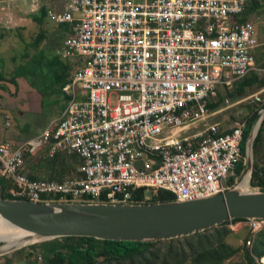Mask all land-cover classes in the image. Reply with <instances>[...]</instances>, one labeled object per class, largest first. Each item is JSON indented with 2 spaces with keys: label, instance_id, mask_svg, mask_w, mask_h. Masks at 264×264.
I'll return each mask as SVG.
<instances>
[{
  "label": "built area",
  "instance_id": "obj_1",
  "mask_svg": "<svg viewBox=\"0 0 264 264\" xmlns=\"http://www.w3.org/2000/svg\"><path fill=\"white\" fill-rule=\"evenodd\" d=\"M17 1L69 24L57 55L71 59V71L59 115L27 140L0 144V177L14 195L132 202L144 188L188 201L240 180L246 113L229 127L208 118L242 102L262 109L264 88L210 109L220 88L231 92L251 70L264 73L255 65V22L242 20L252 0H0ZM56 156L73 164L60 179H34L24 168ZM242 221L252 245L264 219Z\"/></svg>",
  "mask_w": 264,
  "mask_h": 264
},
{
  "label": "trees",
  "instance_id": "obj_2",
  "mask_svg": "<svg viewBox=\"0 0 264 264\" xmlns=\"http://www.w3.org/2000/svg\"><path fill=\"white\" fill-rule=\"evenodd\" d=\"M255 7H258L259 12L264 9V0H252L247 6L242 20H247L250 11ZM34 12L30 14V17L38 27L37 35L28 41L19 33V38L24 41L25 45L20 61L14 68L10 80L11 83L15 84V78L18 76L35 78L44 77L45 74L51 75L54 79V88L51 93L63 98L62 108L68 98L62 91V86L70 76L71 67L60 55L45 57L44 51L39 48V43L46 40L50 32V28L45 27L47 18L45 6L41 5ZM69 28L68 23L56 24V32L60 37L63 35L65 37ZM4 77L5 63L0 53V79ZM263 86L264 73L251 70L244 77L235 81V88L231 92H227V95L234 101L250 94H247L248 91L257 90ZM219 102L220 98L216 102L210 103V109L217 108ZM258 107L246 104L245 116L248 122L244 132L245 137L257 116ZM74 160L76 161V157ZM38 165L45 175L40 177L35 173H40V171L36 170L29 174L31 178L60 179L64 173L70 174L73 169L70 162L61 156L43 159ZM244 169L245 152L243 146L241 147V160L236 167V173L241 174ZM229 180L233 181V177L231 176ZM250 184L264 188V118L253 140V167ZM0 185L3 197L24 198L11 192L14 185L9 180L0 177ZM145 194L144 188H137L132 191L131 201L156 202L173 200L174 198L173 194L165 189L150 190L149 198H146ZM54 199L58 200V197ZM98 201H107V199L100 198ZM239 220H245V218H234L201 232L155 242L64 236L34 243L13 252H24L25 257H30L37 245H44L49 251L47 258H45L46 264H259L257 259L264 256V228L257 232L252 245L245 243L249 236L248 230L242 239V243L236 244L232 239L238 235L237 230L231 229L229 224ZM237 254L240 256L239 260L235 259Z\"/></svg>",
  "mask_w": 264,
  "mask_h": 264
},
{
  "label": "water",
  "instance_id": "obj_3",
  "mask_svg": "<svg viewBox=\"0 0 264 264\" xmlns=\"http://www.w3.org/2000/svg\"><path fill=\"white\" fill-rule=\"evenodd\" d=\"M264 118L257 114L244 146L245 169L240 180L224 192L188 201L156 202L72 201L8 198L1 194L0 217L27 232L25 245H5L0 256L24 246L64 236L155 242L201 232L234 218L264 219V188L250 184L253 140ZM247 176L246 185L241 182Z\"/></svg>",
  "mask_w": 264,
  "mask_h": 264
},
{
  "label": "rangeland",
  "instance_id": "obj_4",
  "mask_svg": "<svg viewBox=\"0 0 264 264\" xmlns=\"http://www.w3.org/2000/svg\"><path fill=\"white\" fill-rule=\"evenodd\" d=\"M261 11H264V9ZM32 13L35 12L30 10L28 3L21 1L8 4L0 2V53L5 63V77L0 79V84L4 87L2 92H0V135L7 137L13 136L17 141L21 140L20 136L24 137L39 134L52 117L54 118L59 115L61 105L64 103L60 95L57 96V94L51 93V90L54 88V79L51 75L45 74L44 77L35 78L18 76L20 78L19 82L17 78H15V81L19 89H15L13 87L14 85L11 83L10 77L13 74L14 68L20 61V56L25 45L23 43L24 41L19 38V33L29 41L31 38L35 37L38 32L37 25L30 17ZM261 18H264V16H261ZM45 27H49L50 32L47 39L39 43V48L44 51L45 57L50 58L52 55H56L57 51L60 50L64 35L61 37L59 36L56 32V24L49 18H46ZM258 29L264 32V27L257 26V30ZM254 58L256 66L260 64L264 65V52H256ZM28 83L30 85H28ZM29 86L33 87L41 94V102L36 101L31 104L28 93L32 89ZM260 89L248 91L247 94L256 92ZM262 95L264 97V90ZM226 97H228L227 91L225 88H221L218 98H220L219 104L222 107H225L227 104L224 102ZM21 103L26 105L25 108L21 107ZM8 106L12 107V109H8ZM243 107L246 109L245 102L239 105L226 107L222 111L210 116L208 121H219L221 124H226L225 126L229 127L234 116L244 112ZM3 114H8L9 118H6ZM6 122H8V125H6ZM201 126L203 127V125H200V127ZM243 146H245L244 143L242 144V147ZM70 164L73 167L72 162ZM242 175L243 173L240 178ZM149 195V192L146 191V198H149ZM246 232L247 227L237 231L238 235L234 236L232 239L233 242L241 244ZM48 254L49 251L45 246L39 244L33 250L32 256L30 257H25L24 252L13 251L1 255L0 264H46L45 258H47ZM239 258L240 256L237 254L235 259L239 260Z\"/></svg>",
  "mask_w": 264,
  "mask_h": 264
},
{
  "label": "crops",
  "instance_id": "obj_5",
  "mask_svg": "<svg viewBox=\"0 0 264 264\" xmlns=\"http://www.w3.org/2000/svg\"><path fill=\"white\" fill-rule=\"evenodd\" d=\"M249 5V4H248ZM247 5V6H248ZM247 9V8H246ZM262 12H264V11H261L260 10V12H259V10H258V7H255L254 9H252L251 11H250V14H249V17H248V19L247 20H252V21H254L255 22V28H256V39H257V43H258V45L254 48V54L257 52H264V32L260 29H258L257 30V26H261V27H264V26H262L261 24H259V23H257V17H260L261 18V16H264V13H262ZM263 14V15H262ZM244 16V15H243ZM69 65H70V63H71V59H64ZM263 62H264V59H263ZM256 67H258V68H264V65H262V66H256ZM17 78V80H18V82H19V77H16ZM14 86V88L15 89H19V87H18V84H17V82H15V84L14 83H12ZM20 84V83H19ZM25 85H27V84H25ZM24 85V86H25ZM28 85H30L29 83H28ZM26 87V86H25ZM32 90L28 93L29 94V96H28V98H30V100H31V104L33 103V102H36V101H40L41 102V94L37 91V90H35L33 87H31V86H29ZM29 87H27V88H29ZM3 85L2 84H0V92H2V90H3ZM262 88H264V86L262 87ZM220 90H221V88H220ZM214 103V102H213ZM25 104L23 103H21V107H23V108H25ZM63 108V107H62ZM62 108L60 109V111L62 110ZM245 107H243V109H244ZM8 109H12V107H10V106H8ZM24 110V109H23ZM215 110V109H214ZM244 111V112H243ZM242 112L243 113H246V109H244ZM4 112V111H3ZM218 113V112H217ZM242 114V113H241ZM4 115V114H3ZM53 118V117H52ZM37 134V133H36ZM35 135V134H34ZM34 135H32V136H24V137H21L20 136V141H22V140H27V139H29V138H31V137H33ZM10 137H12V138H10ZM1 136L0 135V144L1 143H3V142H5L6 140H13V141H15V142H19V141H17L16 139H14L13 138V136ZM24 168H25V170H27L28 171V173L29 174H31V173H33V172H35L36 170H38V171H40V173H38V172H35L37 175H39L40 177L41 176H44L45 175V173H44V171L41 169V167H39V165H38V163L36 164V163H33V162H31L30 160H27V162H26V164H25V166H24ZM233 224V226H234V230H237V231H240L241 229H243L244 227L246 228V225H245V223H244V221H242V220H239V221H235V222H233L232 223Z\"/></svg>",
  "mask_w": 264,
  "mask_h": 264
},
{
  "label": "bare ground",
  "instance_id": "obj_6",
  "mask_svg": "<svg viewBox=\"0 0 264 264\" xmlns=\"http://www.w3.org/2000/svg\"><path fill=\"white\" fill-rule=\"evenodd\" d=\"M247 176L241 182V186L246 185ZM27 232L9 225L4 219L0 217V239L5 244L3 248H7L12 245H25L31 242V239L25 240ZM264 261V256L262 258Z\"/></svg>",
  "mask_w": 264,
  "mask_h": 264
}]
</instances>
